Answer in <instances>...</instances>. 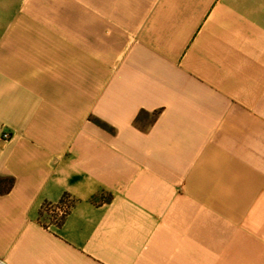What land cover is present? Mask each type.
Returning <instances> with one entry per match:
<instances>
[{"label": "crops", "instance_id": "obj_1", "mask_svg": "<svg viewBox=\"0 0 264 264\" xmlns=\"http://www.w3.org/2000/svg\"><path fill=\"white\" fill-rule=\"evenodd\" d=\"M0 177L4 264H264V0H0Z\"/></svg>", "mask_w": 264, "mask_h": 264}, {"label": "trees", "instance_id": "obj_2", "mask_svg": "<svg viewBox=\"0 0 264 264\" xmlns=\"http://www.w3.org/2000/svg\"><path fill=\"white\" fill-rule=\"evenodd\" d=\"M144 115V116H151V122L153 123L157 116L159 115V111H156L154 113H152L151 115L148 114L145 111H142L139 116L137 117L135 124H139L140 122V117ZM95 123H97L99 126L103 127V128H107V125L104 124L103 122L94 119ZM140 127V126H139ZM14 185V179L12 177H0V195H4L7 194L11 191L12 187ZM64 199H66V196L63 197V200H61V203H63ZM49 205V204H47ZM46 205V206H47ZM70 205H68V207L62 208L60 210V212L57 214V216L55 217V220L57 221L58 224H61L63 222V220L65 219V216L67 215L68 211H69Z\"/></svg>", "mask_w": 264, "mask_h": 264}, {"label": "rangeland", "instance_id": "obj_3", "mask_svg": "<svg viewBox=\"0 0 264 264\" xmlns=\"http://www.w3.org/2000/svg\"><path fill=\"white\" fill-rule=\"evenodd\" d=\"M57 208H58V206L48 207V210L51 211L50 216H49L50 220H55V217L60 212V210H58ZM43 220H48L47 219V214L43 215Z\"/></svg>", "mask_w": 264, "mask_h": 264}, {"label": "built area", "instance_id": "obj_4", "mask_svg": "<svg viewBox=\"0 0 264 264\" xmlns=\"http://www.w3.org/2000/svg\"><path fill=\"white\" fill-rule=\"evenodd\" d=\"M9 138V134L7 133V132H5L4 134H3V139H8ZM0 264H4V262L2 261V260H0Z\"/></svg>", "mask_w": 264, "mask_h": 264}]
</instances>
